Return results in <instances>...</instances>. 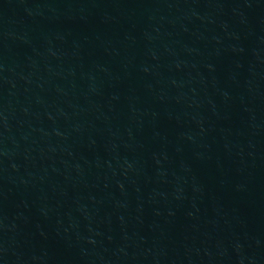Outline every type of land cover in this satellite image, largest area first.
<instances>
[{"label":"water","instance_id":"obj_1","mask_svg":"<svg viewBox=\"0 0 264 264\" xmlns=\"http://www.w3.org/2000/svg\"><path fill=\"white\" fill-rule=\"evenodd\" d=\"M0 264H264V0H0Z\"/></svg>","mask_w":264,"mask_h":264}]
</instances>
